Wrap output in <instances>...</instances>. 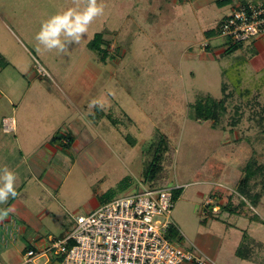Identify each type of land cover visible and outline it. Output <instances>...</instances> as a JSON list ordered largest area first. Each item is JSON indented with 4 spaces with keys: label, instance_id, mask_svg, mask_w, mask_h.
<instances>
[{
    "label": "rangeland",
    "instance_id": "374dc122",
    "mask_svg": "<svg viewBox=\"0 0 264 264\" xmlns=\"http://www.w3.org/2000/svg\"><path fill=\"white\" fill-rule=\"evenodd\" d=\"M237 1L246 0L222 6L210 0H98L105 5L104 15L79 44L57 54L44 50L35 36L43 21L75 7L73 0H0L3 112L12 115L26 86L33 85V98L37 85L43 101L55 102L49 111L61 119L59 131L84 126L97 145V150L84 146L82 138L77 150L60 152L67 166L70 160L76 163L57 194L18 164L13 133H0V169L7 166L18 177L17 196L7 201L16 209L9 215L19 223L22 216L32 226L23 237L9 222L2 226L3 219L0 264H24L23 244L59 237L73 226L72 215L93 210L96 193L109 188L116 193L113 199L144 187L176 192L170 214L175 229L167 233L171 241L214 264H264V184L258 178L253 189L263 190L257 204L238 186L250 157L264 164V120L259 121L264 112V44L259 39L264 34L225 53L230 40L219 26ZM209 29L214 34L207 36ZM97 32L106 43L105 54L87 45ZM252 41L260 43L252 44L256 51ZM223 82L233 95L216 126L193 119L189 104L204 94L221 99ZM245 88L246 97L240 93ZM235 104L242 116L231 125ZM17 118L21 122L19 113ZM158 145L165 146L159 171L143 178L142 162L153 164ZM244 232L252 239L251 260L235 254Z\"/></svg>",
    "mask_w": 264,
    "mask_h": 264
},
{
    "label": "built area",
    "instance_id": "2783aa9c",
    "mask_svg": "<svg viewBox=\"0 0 264 264\" xmlns=\"http://www.w3.org/2000/svg\"><path fill=\"white\" fill-rule=\"evenodd\" d=\"M219 27L233 43L264 34V0L238 2ZM38 71L44 74L40 66ZM173 204L170 188L144 187L117 196L86 215H72L73 226L65 235L23 249L22 263L37 264L46 257L41 264H214L169 239Z\"/></svg>",
    "mask_w": 264,
    "mask_h": 264
},
{
    "label": "crops",
    "instance_id": "0c3cea01",
    "mask_svg": "<svg viewBox=\"0 0 264 264\" xmlns=\"http://www.w3.org/2000/svg\"><path fill=\"white\" fill-rule=\"evenodd\" d=\"M210 1L213 2L216 0ZM232 1L233 0H228L225 5L228 3H232ZM259 40H262L261 43L264 44V36ZM254 43L255 42L252 41L250 44L251 48L253 50L255 49L256 51L257 49L254 48V45H252ZM255 44L260 43L256 42ZM30 85L31 84H28L26 86L25 90L18 98V105L14 107L15 104H13L11 109V113H13L12 115L3 112L2 107L0 106V133L2 136L13 133L15 137V145L17 148L15 152L19 160L18 164H21L25 172L29 173L30 178L36 179L38 183L40 182L39 184H41L45 190L55 191L57 194H59L64 180L69 175L70 171L76 163V159L70 160L71 163L69 162V165L67 166V159L65 160L64 157H61L62 155L60 152L62 151L71 153L74 150H77V144L82 138H84V144L86 141V144L84 146L90 144L91 147L96 149L97 145L96 143H92L91 137L88 135L86 127L84 126L80 127L79 125L75 124L73 125V129L68 126L66 130L63 129L64 131H59L58 126L61 119L57 120L54 117H51L49 111L51 108L53 109V107H55V102L49 101L48 104L49 97H46L45 101H43L44 97L40 94L41 91H38L37 85V89L35 90L37 94H35L32 98V94L30 93H33V85ZM29 95L31 96V98ZM10 101L12 100L8 98L7 102L11 103ZM29 101L30 104L28 103L27 105V102ZM0 103L4 104L3 102ZM51 103L52 107L50 106ZM17 113H19L20 115L21 122L17 120ZM77 123L79 124V122ZM55 132H61V138L51 140V138L56 134ZM68 137L71 138L70 141H68ZM86 138L88 140H85ZM99 144L101 146V143ZM0 163H4V161H0ZM79 167H81L82 170H85L84 165H81ZM20 187L21 186H19V190H21ZM108 191L109 188L103 192L95 194L94 204L92 206L93 209L111 200L108 198V200L106 199L102 201V199L106 197ZM115 194L116 193H114L113 196ZM21 196L23 197V194H21ZM13 199L14 198L10 199V202H12ZM10 202L6 203L5 209L9 207ZM14 209H16V203ZM18 218L19 221H21L20 223L22 224H20L14 217L9 214L4 222H9L10 219L14 220L18 227V232L24 237V234H26L28 230H31L32 226L22 216H19ZM25 218L27 219V215L25 216ZM2 221L3 220L0 221V224ZM9 224L12 225L11 221L9 222ZM69 230L70 228H66L60 236L65 235ZM39 243H41V241ZM28 244L29 243L23 244L21 251L26 245L29 247L30 244Z\"/></svg>",
    "mask_w": 264,
    "mask_h": 264
},
{
    "label": "trees",
    "instance_id": "16d2710c",
    "mask_svg": "<svg viewBox=\"0 0 264 264\" xmlns=\"http://www.w3.org/2000/svg\"><path fill=\"white\" fill-rule=\"evenodd\" d=\"M227 2L228 0H216V4L218 5H222ZM205 33L207 36H210L214 34V30L209 29L208 31H205ZM104 44L106 43L103 40L102 33L97 32L95 33L93 38L88 42L87 45L90 49L105 54L106 49L103 46ZM241 46H242V42L233 43L230 41L228 43V46L225 49V53H233L234 51L238 50ZM208 47L209 46L207 44L206 48ZM222 90H223V96L221 99H216L214 97L209 96L208 94L198 95L195 98V100L189 104V112H190L191 117L195 119L196 121L211 120L212 126L215 127L216 124L219 122L223 113L227 112L228 101L231 100L232 95H233V92L228 89V84L226 82H223ZM248 92H249V89L245 88V89H242L240 93L242 94V96L246 97ZM240 109L241 108L239 104L234 105L233 115L231 116V122H230L231 125H235L236 123L240 121L241 116H242V112ZM262 120H264V112L262 116L259 117V121L262 122ZM60 138H61L60 133H56L51 138V140L60 139ZM67 139L68 141L71 140L70 137H68ZM164 150H165L164 145L161 147L160 145L157 146V148L154 151V155H153L154 162L152 165L150 164V167L147 161H146L147 162L146 165L144 161L142 162L141 175L143 176V178L144 177L145 178L154 177L156 171L157 170L159 171L160 167H158L157 165L159 163L160 156L162 152H164ZM258 178L261 179V183L264 184V164L258 163L257 160L252 156L247 160L246 165L243 167V175L239 179L238 186L239 188H241L242 192H244L249 197L251 202L254 204L258 203L260 195H261V191H263L262 189H260V192L253 191L256 181H258ZM110 191L111 189H109L106 197L102 199V201L106 199L108 200V198L110 199L113 196L115 191L112 193ZM175 194L176 192H173V199H174ZM174 229L175 227L171 225L169 228V233L170 231H173ZM251 242H252L251 237L246 232H244L242 234L239 244L236 247L235 254L239 257L247 258L248 260H251V256L249 253L251 250V247H250ZM27 247L28 246L26 245L24 249H26Z\"/></svg>",
    "mask_w": 264,
    "mask_h": 264
},
{
    "label": "clouds",
    "instance_id": "9594fccd",
    "mask_svg": "<svg viewBox=\"0 0 264 264\" xmlns=\"http://www.w3.org/2000/svg\"><path fill=\"white\" fill-rule=\"evenodd\" d=\"M73 3L75 7L58 12L41 23L35 39L44 50L48 52L55 50L57 54L66 53L70 45L81 42L88 33L89 26L105 13V5L102 2L98 3V0H73ZM96 103L93 101L90 107ZM17 179V174L7 166L0 169V204H6L10 197L17 196L15 187ZM12 211L14 209L11 207L0 209V220L5 219Z\"/></svg>",
    "mask_w": 264,
    "mask_h": 264
}]
</instances>
